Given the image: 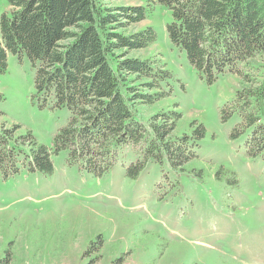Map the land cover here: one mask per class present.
<instances>
[{"label":"rangeland","instance_id":"374dc122","mask_svg":"<svg viewBox=\"0 0 264 264\" xmlns=\"http://www.w3.org/2000/svg\"><path fill=\"white\" fill-rule=\"evenodd\" d=\"M8 10L0 0V20ZM171 20L157 4L144 21L124 30L153 27L157 41L127 57L164 61L172 75L165 84L170 94L153 105L138 102V118L146 122L177 108L178 134L193 129L192 122L202 124L205 136L193 142L198 157L183 171L150 162L136 178L126 175L121 161L95 176L68 162L66 150L52 155L51 174L22 167L0 180V264H264V158L247 156L246 134L232 136L239 115L224 119L223 113L239 80L230 72L212 83L202 79L172 45ZM35 74L26 55L8 53L0 71V110L8 126L19 125V134L31 132L51 148L71 113L53 98L43 104Z\"/></svg>","mask_w":264,"mask_h":264},{"label":"trees","instance_id":"16d2710c","mask_svg":"<svg viewBox=\"0 0 264 264\" xmlns=\"http://www.w3.org/2000/svg\"><path fill=\"white\" fill-rule=\"evenodd\" d=\"M112 1L117 0H6L0 71L7 68L8 53L26 55L43 104L53 98L71 116L48 148L31 132L19 134V125L8 126L0 110V180L15 177L24 166L51 174L52 155L61 150L68 162L95 176L121 161L130 178L150 162L183 171L198 157L193 142L205 136L202 124L192 122L193 129L178 134L177 108L146 122L138 118V102L153 105L170 94L165 84L172 75L164 61L127 57L157 41L153 27L124 30L144 21L157 4L171 13L172 45L185 52L202 79L212 83L226 72L238 78L224 119L238 114L232 136L246 134L247 156L264 158V0H141L118 6ZM127 154L134 159L127 162Z\"/></svg>","mask_w":264,"mask_h":264}]
</instances>
